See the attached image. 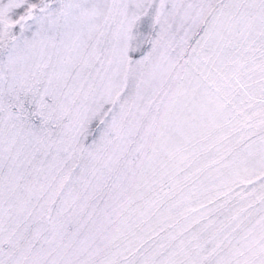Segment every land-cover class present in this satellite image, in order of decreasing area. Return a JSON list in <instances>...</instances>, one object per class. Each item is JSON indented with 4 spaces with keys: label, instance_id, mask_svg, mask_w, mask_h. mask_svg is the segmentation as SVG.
I'll use <instances>...</instances> for the list:
<instances>
[{
    "label": "snow or ice",
    "instance_id": "6c2138e0",
    "mask_svg": "<svg viewBox=\"0 0 264 264\" xmlns=\"http://www.w3.org/2000/svg\"><path fill=\"white\" fill-rule=\"evenodd\" d=\"M0 264H264V0H0Z\"/></svg>",
    "mask_w": 264,
    "mask_h": 264
}]
</instances>
